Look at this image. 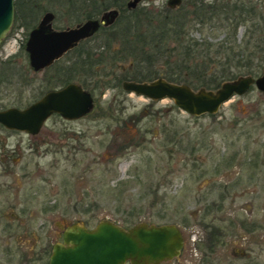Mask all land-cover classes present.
<instances>
[{
	"label": "rangeland",
	"instance_id": "obj_1",
	"mask_svg": "<svg viewBox=\"0 0 264 264\" xmlns=\"http://www.w3.org/2000/svg\"><path fill=\"white\" fill-rule=\"evenodd\" d=\"M86 1L14 0L17 18L10 37L0 45V51L3 47L15 52L18 60L15 66L0 64V109L24 108L49 87L62 84L59 80L64 78L91 87L103 79L106 84L101 93L94 90L96 103L80 119L52 115L35 136L0 127V154L9 153L4 165L26 175L19 179L20 192H28L29 197L28 209L21 212L15 205L9 209L1 196L0 233L13 213L28 217L27 231L17 221L13 223L20 243L12 240L13 260L7 263L20 264L22 244L32 247L34 256L40 246L49 254L59 227L74 222L94 228L99 220L108 218L130 227L139 222H165L155 217L159 213L181 229L188 223L199 237L195 243L189 238V251L200 254L206 230L198 222L209 205L219 210L211 212L207 220L226 228L221 239L225 240L221 243L228 260L225 264H264V94L253 85L222 104L214 116H192L172 99L153 101L127 92L121 84L109 86L122 74L129 75L128 80L135 78L133 74L136 79L173 76L178 84H185L181 80L186 78L195 90L218 88L220 85L203 86V81L213 78H231L223 83L238 76L257 77L264 67L262 21L213 17L198 23V18L187 17L164 25V0H144L139 6L148 10L150 23L138 24L131 42L153 33L155 36L146 38L144 54L137 57L132 51L113 65L108 57H96V51L87 58L85 48L75 49V65H67L72 54L68 53L52 68L33 71L16 38L25 41L46 10L56 16L54 28L74 27L87 19ZM185 7L183 3L170 15ZM121 37L126 39L125 34ZM195 43L199 46L187 50ZM112 54V50L106 51V55ZM82 58L91 62V71H86L89 65L80 64ZM60 66L63 70H57ZM44 78H51V84ZM233 168L237 173H231ZM225 185L228 190L222 189ZM250 211L251 222L261 228L247 231L241 226V221H249ZM4 236L1 233L0 264L5 263L1 257L8 260L4 250L9 247L1 243ZM241 251H246L245 257ZM198 257L193 256V264L199 263ZM33 264L44 263L35 260Z\"/></svg>",
	"mask_w": 264,
	"mask_h": 264
},
{
	"label": "water",
	"instance_id": "obj_2",
	"mask_svg": "<svg viewBox=\"0 0 264 264\" xmlns=\"http://www.w3.org/2000/svg\"><path fill=\"white\" fill-rule=\"evenodd\" d=\"M138 0H132L134 6ZM117 12L111 10L101 19H88L74 28L54 30L51 27L53 14L46 12L34 27L26 42L29 65L33 71L47 67L65 51L75 48L78 42L93 35L100 24L113 22ZM14 20V0H0V43L6 37ZM1 45V44H0ZM262 74L238 76L226 80L216 89H193L187 84L170 82L163 78L149 81L122 82V88L150 100L172 99L183 112L199 116L215 113L234 94L242 95L254 85L264 93V67ZM92 94L72 82L48 91L38 100L23 109L10 107L0 111V123L6 128L39 132L46 119L57 113L65 119H78L88 114L93 106ZM181 247L178 227L174 225H148L139 222L128 228L115 220H100L94 228L73 225L67 228L63 244H54L47 264H159L177 255Z\"/></svg>",
	"mask_w": 264,
	"mask_h": 264
},
{
	"label": "flooded vegetation",
	"instance_id": "obj_3",
	"mask_svg": "<svg viewBox=\"0 0 264 264\" xmlns=\"http://www.w3.org/2000/svg\"><path fill=\"white\" fill-rule=\"evenodd\" d=\"M131 1L132 0H87L86 2H88V3L86 5V9H87L86 14H91L92 16L87 17V19H85L79 23H76V25L80 24V23H82L88 19H99L100 20L101 17L104 15V13L111 11V10H116L117 14H116L113 22H111L109 24H100V26L98 27V29L96 30V32L93 35H91L85 39L80 40L79 43L75 46V48L73 47V48L69 49L68 51H65L61 57L54 60L53 63H51L50 65H48L47 67H44L43 69H41L39 71H42L45 69L48 70V69L52 68L53 65L57 64L55 62L60 61L62 59V57H64L68 53L69 54L72 53V54H71V57H68L69 59L67 58V60H69L67 65L68 66L75 65V61H76L75 49L76 48H79V49L85 48V50H90L91 52L96 51L94 53V55L96 57H99L100 60H103V58L108 57V55H106V51H108V50L119 52L118 55L121 57L123 55V50L127 49L128 47H131V42L133 40H135L136 36H134V35H137V34L135 33L133 35V33H134L133 31L136 29V26L138 24H143V25L147 24V22L150 23L149 20H150L151 15L149 14L148 10L145 9L144 6L143 7L139 6L140 2H142L144 0H138L134 6L130 5ZM149 1H151V0H149ZM163 3H164V10L166 11V14H164L165 16H163L162 22L167 21V22L173 23L172 19L179 20V18H183V19L187 20L188 19L187 17L198 18V23L199 22L202 23V21H203L202 19H204V18H213V17L218 18V19L219 18L227 19V20H230L232 18L243 17L242 19H244V21H245L246 19H248L245 17H251L252 19H258V20L260 19L262 21L261 24L264 27V0H164ZM183 3L186 5V7L184 9L182 8V10H180L181 13L177 12L174 15H170L174 11H179V8L182 7ZM46 12H51L53 14V18L51 20V27L54 30H63V29L71 27V26H66V27H61V28H54L53 22L56 19V16L52 11H48V10H46L43 13V15ZM93 14L95 16H93ZM43 15L41 16V18L43 17ZM237 15H239V16L236 17ZM41 18L29 30V32L27 33V38L25 41L22 38H16L17 42H19V46L21 48H22V45L24 46L23 50L25 51V54L27 56L28 63H29V54H27L28 52L26 51V42L28 40L30 31L38 25ZM177 22L180 23V21H177ZM116 23H117V27L114 26ZM159 23H161V22H159ZM124 32H126V33H124ZM120 34H122V35L125 34V35H127L128 38L127 37H126V39L123 37L119 38ZM10 35H11V32L10 33L8 32L6 37L1 42L2 45L4 44L5 40H7L10 37ZM98 40H100V41L98 42ZM110 41H115V43L109 44ZM81 42H83V43H81ZM0 52H1L0 53V64L11 65V66H15V64H17L16 61H18V60L16 59L17 57L14 56L15 52H12V51L6 52L5 48H3V47L1 48ZM63 66H60L59 68L61 70H63L62 69ZM59 68H57V70H60ZM62 72H60V73H62ZM61 79H63V78H61ZM50 80H52V79L51 78H44V81H46L47 84H51ZM59 81L60 82L62 81V84H59V85L54 86V87H49V89L43 95H45L48 91L57 90V89H60L64 86H66L69 83H72V81L68 80V78H64L63 80H59ZM123 81H126V80H123ZM132 81H134V80H132ZM122 82H121V86H122ZM138 82H143V81H138ZM27 84L29 85L28 82L26 83V85ZM252 86H250V88ZM81 87L83 89H86L82 85H81ZM248 91H246V92H248ZM260 92H262V91H260ZM129 93H131V92H129ZM245 93H243V94H245ZM234 96H241V95L234 94ZM234 96H232V97H234ZM232 97L230 99H232ZM93 100H94V97H93ZM95 103H94V105H95ZM5 109H7V108H5ZM5 109H0V111L5 110ZM19 109H23V108H19ZM214 114L213 113H204L202 115H211V116L213 115L214 116ZM52 115L59 116L64 120H77V119H65L61 115H58L57 113H54ZM52 115H50V116H52ZM84 116H86V115H84ZM192 116H194V115H192ZM199 116H201V115H199ZM80 118H78V119H80ZM44 123H43V125H44ZM42 126H41V128H42ZM0 127L7 130V131L24 132V133H26V135L29 134L31 136L37 135L41 130V128H40L38 133L30 134V133H27L25 131L6 128V126H4L2 123H0ZM8 157H9L8 152H6L4 154H0V199H1V196L3 195L5 197V200L9 203L8 204L9 209H12L13 206L15 205L16 207H18L19 211L24 212L25 208L28 209L27 205H28L29 197H28V192H25L24 194H22V192H20V189L22 187V183L20 182L19 179H21L23 176H26V175L22 172H18V173L14 172L11 170L10 166H8L7 164L4 165V163H8V159H7ZM248 159H250V158H248ZM245 163H250V166H253V164H251V162L249 160H247V162L245 161ZM254 166H255V164H254ZM231 173H237V170L233 168ZM222 189L228 190L227 185L222 186ZM5 192H7V193L5 194ZM11 194H12V197H8ZM214 210L217 211V210H219V208H213L209 205L207 207H205L204 208V211H205L204 214L205 215L203 218L200 219V222H198L200 224V226H202L203 229L206 230V232L202 231L203 232L202 238H203V240L206 239V241H204V244L201 247L202 251H200V254L198 252L192 253L189 251V248H190L188 246L189 245V243H188L189 238L191 237L192 242L195 243V241L199 237H198V235H196L197 233H195V231L193 229L188 228L189 227L188 223H186L187 220H185L186 224H185V226H183L184 228L182 227V229H181L179 224H175L174 221L167 220L165 218V216H163L160 213L156 214L155 217H157L158 219H161V220H165V222H163V223H147L148 225H155V226L156 225L160 226V225H165V224L174 225V226L178 227V230L180 233V238H181V247L178 250L177 255H175L171 258L168 257V259L161 261L159 264H193L192 263L193 256H199L198 257L199 258L198 264H214V263L220 264L221 262L223 264L227 263L228 260L223 256V251L221 250V248H222L221 243L223 241H225V240H221V239L224 236L223 231L226 228L220 224L215 223L212 220H209V221L207 220V216L211 212H214ZM250 215H251V211H250L249 216ZM27 219H28V217L23 218L22 216H20V212L18 214L13 213L12 216L7 220L8 221L7 224L5 226L1 227V233H5L4 239L2 240L3 242H1V243L5 244L6 248L9 247L8 250L7 249L4 250L7 253L6 256L8 257V260L1 257V261L5 262L2 264L11 263V261L13 260V255L11 254V242H12V240L14 241V239H16L18 241V243H20L19 239H18V235L16 233H13L14 232V227H13L14 221L18 222V226H24L25 227L24 231H27L28 228L26 227V223H25L27 221ZM105 219H108V218H105ZM101 220H103V219H101ZM248 220H249L248 222L247 221H241L240 222L243 229H245L247 231H251L255 228H261L262 227L261 225H257L256 223L251 222L252 216H250ZM73 225H81V226H84L86 228H92V227H88L85 224H79L78 222H74L73 224L67 225L66 227H63V228L59 227L56 241L53 242V244L51 245L50 253L52 251L54 244H63V236H64L65 231L67 230L68 227L73 226ZM1 233H0V235H1ZM21 237H24V236H21ZM0 241H1V239H0ZM19 248H20L19 251H21V253H22L20 255V256H22L20 264H33L35 262V260L37 261V263H40V262L44 263V264L48 263L50 253L47 255V260H46L45 256H46L47 251H46V248L44 246H40L37 249L38 252L35 255L36 258L32 252L33 251L32 247L31 248L28 247L27 244H26V246L23 244L21 246L19 245ZM246 251H241V257H245ZM248 252H252V251L249 250ZM30 258H32V259H30ZM3 259L6 261H4ZM125 264H132V263L130 261H127V262H125Z\"/></svg>",
	"mask_w": 264,
	"mask_h": 264
},
{
	"label": "trees",
	"instance_id": "obj_4",
	"mask_svg": "<svg viewBox=\"0 0 264 264\" xmlns=\"http://www.w3.org/2000/svg\"><path fill=\"white\" fill-rule=\"evenodd\" d=\"M38 8H40L41 9V7H39V6H37ZM14 8H15V12H14V19L15 18H17V5H16V2H14ZM87 12V11H86ZM87 17H90V14H87ZM86 17V18H87ZM165 24L164 25H166V24H172V23H170V22H164ZM27 27H29V26H27ZM162 34V33H161ZM154 34L153 33H151V36H153ZM151 36H148V35H145L144 37L145 38H143V39H139V41L137 42V41H135L134 42V44L132 45L131 44V47H128L127 49H125V50H123V55L120 57L118 54H119V52H115V51H113V53H115V54H112L111 56H109L108 55V59H109V61H111V64H113L114 65V63L115 62H117V61H119V60H121L122 58H126V57H129V55L132 53V51L133 52H135L134 53V55H137V57H139V53L140 54H144V50L142 51V49H145V48H143L144 46H146L147 44V39H149V38H147V37H151ZM155 36V35H154ZM158 36H159V34H158ZM157 36V37H158ZM126 37H127V35H126ZM147 38V39H146ZM141 42V43H140ZM126 44V43H125ZM136 46V47H135ZM148 46V45H147ZM196 46H199L198 45V43H195V44H193V48H191V47H189V49H187V50H192V49H194ZM76 49H79V48H76ZM109 51H111V50H109ZM81 53H78V55H80ZM189 54V53H188ZM84 56H87V58H90V56H93V52H91V51H88V50H86L85 51V54H84ZM149 57V55H146V57ZM80 64L81 65H84V66H86V65H89L87 68H86V71H91L92 70V68H93V65L91 64V62L90 61H85L83 58L82 59H80ZM102 61H99V63H101ZM76 64H79V63H76ZM84 66L82 67L83 69H85L84 68ZM61 70V69H60ZM61 71H58V73H60ZM133 76L135 77V78H130V79H132V80H139V81H142V80H153V79H155V78H157L156 76H149L150 78H148V79H136V75L135 74H133ZM129 75H125V74H122V76L120 77V78H117V81L116 82H113V84L112 83H109V86H115V85H120L121 84V82L123 81V80H128L129 79ZM166 80H168V81H172V82H175V83H177V82H179V80L177 79V78H174L173 76H170V77H164ZM224 79H231V78H213L211 81H209V82H206V81H203L204 83H203V86H209L208 88H216V87H218L219 85H220V83L224 80ZM182 82H184L185 84H188L189 86H191L192 88H196V86H194L193 85V83L192 82H187L188 80L185 78V80H181ZM105 80L103 79V80H100V83H99V85H98V82H96V83H94V85H92V87L90 86V85H86V84H82V86L84 87V88H86V89H88V88H90V92L91 93H95V89H100V93L105 89ZM95 90V91H94ZM125 227H127L126 225H125ZM48 254V253H47Z\"/></svg>",
	"mask_w": 264,
	"mask_h": 264
}]
</instances>
